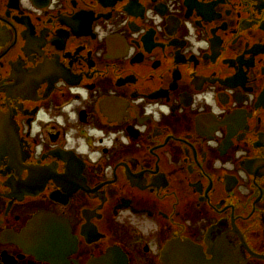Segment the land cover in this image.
I'll return each mask as SVG.
<instances>
[{
	"label": "flooded vegetation",
	"instance_id": "af4514ba",
	"mask_svg": "<svg viewBox=\"0 0 264 264\" xmlns=\"http://www.w3.org/2000/svg\"><path fill=\"white\" fill-rule=\"evenodd\" d=\"M174 238L264 264V0H0V264Z\"/></svg>",
	"mask_w": 264,
	"mask_h": 264
},
{
	"label": "water",
	"instance_id": "95a60500",
	"mask_svg": "<svg viewBox=\"0 0 264 264\" xmlns=\"http://www.w3.org/2000/svg\"><path fill=\"white\" fill-rule=\"evenodd\" d=\"M107 257L93 259L89 264H104ZM163 264H219L207 258L203 250L189 239L174 238L164 247Z\"/></svg>",
	"mask_w": 264,
	"mask_h": 264
},
{
	"label": "clouds",
	"instance_id": "9594fccd",
	"mask_svg": "<svg viewBox=\"0 0 264 264\" xmlns=\"http://www.w3.org/2000/svg\"><path fill=\"white\" fill-rule=\"evenodd\" d=\"M156 19L159 20V17L157 16ZM199 43L201 45H204L205 47L207 46V42L204 41V40H201ZM74 90L75 91H81L86 96L85 89L77 88V89H74ZM206 95L208 97H211L213 95V93L209 91L208 93H206ZM157 109L162 110L164 113L168 112V106L166 104H163V103H150V104L145 105V112L152 113L153 114V118L156 119V120H159L160 119V111H158ZM98 135H103V132H98ZM111 135L115 136V135H117V133L113 132ZM120 138L124 142H127L128 138L125 135H123L122 133L120 134ZM105 143L111 144L112 140L110 138H108V139L105 140Z\"/></svg>",
	"mask_w": 264,
	"mask_h": 264
}]
</instances>
